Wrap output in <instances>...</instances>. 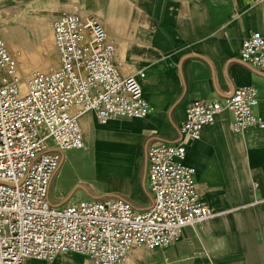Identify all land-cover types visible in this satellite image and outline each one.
<instances>
[{
	"label": "built area",
	"instance_id": "1",
	"mask_svg": "<svg viewBox=\"0 0 264 264\" xmlns=\"http://www.w3.org/2000/svg\"><path fill=\"white\" fill-rule=\"evenodd\" d=\"M51 33L56 63L24 76L17 69L20 51L0 36V264L51 262L63 254L82 256L89 264H128L132 249L168 247L184 228L213 217L199 201L186 145L223 110L234 133L264 128L255 113L256 87L241 85L225 98L193 100L178 142L148 145V207L119 197L56 203L50 187L63 153L85 147L81 117L92 113L106 124L143 119L152 108L142 91L144 72L124 71L120 43L97 20L60 10ZM239 59L264 71V29L249 31Z\"/></svg>",
	"mask_w": 264,
	"mask_h": 264
},
{
	"label": "crops",
	"instance_id": "2",
	"mask_svg": "<svg viewBox=\"0 0 264 264\" xmlns=\"http://www.w3.org/2000/svg\"><path fill=\"white\" fill-rule=\"evenodd\" d=\"M31 1L0 0V9ZM42 3L51 5L55 13L76 11L97 20L120 43L124 71L144 72L140 82L152 108L143 119H115L106 124L98 123L92 113L81 117L85 145L91 143L92 135L102 149L93 152L95 159L119 172L116 189L82 198L119 197L139 209L148 207L152 195L146 185V149L152 143L178 142L185 109L195 99H221L238 86L253 85L258 92L255 113L264 120V71L239 59L249 31L264 29V0ZM185 162L195 169L199 201L215 215L184 228L168 247L132 249L127 263L264 264V128L234 133L230 115L223 110L213 124L202 128L198 140L186 145ZM76 185L72 183L62 198L52 196L50 187V197L60 204L74 200ZM24 264L89 262L79 255L63 254L51 262L28 258Z\"/></svg>",
	"mask_w": 264,
	"mask_h": 264
},
{
	"label": "rangeland",
	"instance_id": "3",
	"mask_svg": "<svg viewBox=\"0 0 264 264\" xmlns=\"http://www.w3.org/2000/svg\"><path fill=\"white\" fill-rule=\"evenodd\" d=\"M42 2L33 0L28 3H12L1 8L0 36L12 49L20 51L17 69L22 76L32 70H46L57 61L51 33L55 12L51 5ZM91 137V143L83 149L67 152L59 174L52 182V196L62 198L72 183L77 184L73 189V199L88 197L90 194L98 196L118 187V170L109 167V163L98 162V157L95 159L93 152L102 149Z\"/></svg>",
	"mask_w": 264,
	"mask_h": 264
}]
</instances>
